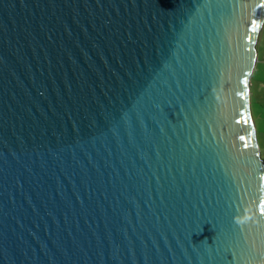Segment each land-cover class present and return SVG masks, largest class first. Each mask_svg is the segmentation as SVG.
<instances>
[{"label":"water","instance_id":"1","mask_svg":"<svg viewBox=\"0 0 264 264\" xmlns=\"http://www.w3.org/2000/svg\"><path fill=\"white\" fill-rule=\"evenodd\" d=\"M263 23L264 0H0V264H264Z\"/></svg>","mask_w":264,"mask_h":264},{"label":"rangeland","instance_id":"2","mask_svg":"<svg viewBox=\"0 0 264 264\" xmlns=\"http://www.w3.org/2000/svg\"><path fill=\"white\" fill-rule=\"evenodd\" d=\"M264 26V23H263ZM262 26L257 42V61L254 65L250 84L251 114L255 122L258 148L264 161V28ZM259 52V58H258ZM262 52V53H261Z\"/></svg>","mask_w":264,"mask_h":264},{"label":"crops","instance_id":"3","mask_svg":"<svg viewBox=\"0 0 264 264\" xmlns=\"http://www.w3.org/2000/svg\"><path fill=\"white\" fill-rule=\"evenodd\" d=\"M263 28H264V26H263ZM262 53V52H261ZM258 58H259V52H258Z\"/></svg>","mask_w":264,"mask_h":264}]
</instances>
